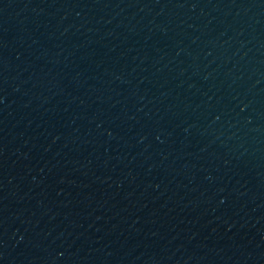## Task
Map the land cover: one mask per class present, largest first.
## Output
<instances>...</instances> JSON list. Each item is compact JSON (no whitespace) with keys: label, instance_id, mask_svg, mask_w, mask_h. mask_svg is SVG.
<instances>
[{"label":"water","instance_id":"water-1","mask_svg":"<svg viewBox=\"0 0 264 264\" xmlns=\"http://www.w3.org/2000/svg\"><path fill=\"white\" fill-rule=\"evenodd\" d=\"M0 264H264V0H0Z\"/></svg>","mask_w":264,"mask_h":264}]
</instances>
